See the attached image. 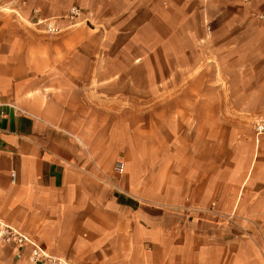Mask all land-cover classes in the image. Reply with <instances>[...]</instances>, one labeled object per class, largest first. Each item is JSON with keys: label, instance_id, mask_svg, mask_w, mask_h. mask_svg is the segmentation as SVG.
<instances>
[{"label": "crops", "instance_id": "obj_1", "mask_svg": "<svg viewBox=\"0 0 264 264\" xmlns=\"http://www.w3.org/2000/svg\"><path fill=\"white\" fill-rule=\"evenodd\" d=\"M71 7L61 35L33 20ZM255 14L264 0H0V222L70 264H264V135L236 122L264 112ZM29 253L0 243V264Z\"/></svg>", "mask_w": 264, "mask_h": 264}, {"label": "built area", "instance_id": "obj_2", "mask_svg": "<svg viewBox=\"0 0 264 264\" xmlns=\"http://www.w3.org/2000/svg\"><path fill=\"white\" fill-rule=\"evenodd\" d=\"M245 3L250 2L251 0H243ZM79 10L76 7L69 9L65 15L67 21H72L78 17ZM257 18L261 21H264V15L259 14ZM45 31L57 33L56 29L52 23H45ZM0 117H4V112H0ZM253 131L256 137L264 135V115L256 117L253 121ZM116 172L122 173L123 166L121 164L117 165L115 168ZM14 176V175H13ZM0 243L1 244H14L22 249L29 248L30 253L28 260L32 264H70L68 261L62 258L54 257L44 251L39 247L31 238L20 233L15 228H12L4 223L0 222Z\"/></svg>", "mask_w": 264, "mask_h": 264}, {"label": "rangeland", "instance_id": "obj_3", "mask_svg": "<svg viewBox=\"0 0 264 264\" xmlns=\"http://www.w3.org/2000/svg\"><path fill=\"white\" fill-rule=\"evenodd\" d=\"M227 1V0H226ZM243 1V0H242ZM244 2V1H243ZM72 8V7H71ZM70 8V9H71ZM78 10H79V14H78V17H76L75 19H73L72 21H67L66 19H65V15L67 14V12L69 11H67L65 14H64V16H63V18H60V20H56V19H42V20H37V19H34L33 18V20L35 21L36 20V23H38V25H39V27H41V29L43 30V35L44 36H58V35H61L65 30H64V28L62 27V26H60L59 24H58V22L59 21H61V20H64V21H66L67 23H68V26L69 27H67V28H71V27H74V26H76L77 25V23H78V20H79V18L81 17V15H82V12L80 11V9L78 8V7H76ZM257 16H258V14H255V19H254V23L256 24L257 23V20L258 21H261V20H259L258 18H257ZM46 22H50V23H52L53 24V26L56 28V29H58V32L57 33H53V32H47V31H45V23ZM162 98H164V97H162ZM239 110V109H238ZM230 111H231V113H232V115L230 116ZM235 111H236V109H223V121H224V123H227L228 121L226 120V119H231V120H234L235 119V117H233L236 113H235ZM260 115H264V112H262V113H259V114H256V115H251V114H238V117H237V119H236V122L237 121H239V126H241L243 129H249L251 126H252V122H253V120L256 118V117H258V116H260ZM239 117H241V119H238ZM233 122V121H232ZM235 122V121H234ZM233 122V123H234ZM240 128V127H239ZM254 132V131H253ZM117 164V163H116Z\"/></svg>", "mask_w": 264, "mask_h": 264}]
</instances>
